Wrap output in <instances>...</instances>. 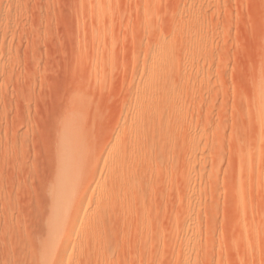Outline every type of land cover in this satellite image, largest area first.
I'll return each mask as SVG.
<instances>
[{
	"label": "rangeland",
	"instance_id": "obj_1",
	"mask_svg": "<svg viewBox=\"0 0 264 264\" xmlns=\"http://www.w3.org/2000/svg\"><path fill=\"white\" fill-rule=\"evenodd\" d=\"M82 261L264 264V0H0V264Z\"/></svg>",
	"mask_w": 264,
	"mask_h": 264
},
{
	"label": "bare ground",
	"instance_id": "obj_2",
	"mask_svg": "<svg viewBox=\"0 0 264 264\" xmlns=\"http://www.w3.org/2000/svg\"><path fill=\"white\" fill-rule=\"evenodd\" d=\"M101 129H102V128H101ZM153 138H154V137H153ZM192 141H193V138H192V137H189V139H188L187 142H188V143H191ZM153 143H154V142H153ZM188 143H187V144H188ZM95 157H96V159H97V156H96V155H95ZM116 158H117V157H116ZM119 158H120V157H119ZM99 160H100V159H98V161H99ZM118 161H119V160H118ZM91 162H92V161H91ZM91 164H92V163H91ZM117 165H118V164H117ZM129 165H130V164H129ZM93 166H94V165H93ZM126 166H127V168H128V165H126ZM85 167H86V166H85ZM130 167H131V166H130ZM108 173H109V172H108ZM110 174H111V173H110ZM128 175H129V174H128ZM119 177H120V176H119ZM128 177H129V176H128ZM168 177H169V176H168ZM108 178H110V176H109ZM130 178H131V177H130ZM130 178H129V180H130ZM132 178H133V177H132ZM132 178H131V180H132ZM124 179H125V178H124ZM134 179H135V178H133V181H135ZM109 180H110V179H109ZM111 180H112V178H111ZM133 181H132V182H133ZM111 182H112V181H111ZM127 182H128V181H127ZM109 183H110V181H109ZM129 183H130V182H129ZM166 183H167V182H166ZM72 184H73V183H72ZM110 184H111V183H110ZM113 185H114V180H113ZM119 185H120V184H119ZM129 185L131 186V185H133V184L131 183V184H129ZM73 186H74V185H73ZM116 186H118V185L116 184ZM116 186H113V187H114V190H115ZM102 187H103V186H102ZM118 188H119V187H118ZM118 188H117V189H118ZM123 188H124V186H123ZM120 190H121V189H120ZM120 190H119V191H120ZM123 190H125V189H123ZM129 191H131V189H130ZM134 191H135V190H134ZM120 192L122 193V191H120ZM101 193H102V192H101ZM103 193H104V192H103ZM115 193H116V192H115ZM117 193H118V192H117ZM123 193H125V192H123ZM126 193H127V192H126ZM126 193H125L124 195H126ZM129 194H130V193H129ZM120 195H121V194H120ZM130 195H131V194H130ZM135 195H136V194H135ZM115 196H116V195H115ZM105 197H106V196H105ZM119 197H120V196H119ZM119 197H118V198H119ZM132 197H133V195H132ZM102 198H103V197H102ZM107 198H108V197H107ZM116 198H117V197H116ZM124 198H125V197H124ZM102 200H103V199H102ZM119 200H121V199H119ZM125 200H126V199H125ZM125 200H124V201H125ZM142 200H143V199H142ZM107 201H108V200H107ZM127 201H128V200H127ZM127 201H125V202L127 203ZM100 202H101V201H100ZM117 202H118V201H117ZM121 203H122V201L120 202V204H121ZM140 203H141V202H140ZM124 204H125V203H124ZM129 204H130V202H129ZM75 205H76V204H75ZM134 205H135V204H134ZM118 206H120V205H118ZM125 206H128V205L126 204ZM113 207H114V206H113ZM129 207H131V205H130ZM108 208L110 209V207H108ZM117 208H119V207H117ZM127 208H128V207H127ZM78 209H79V208H78ZM119 209H120V208H119ZM125 209H126V208H125ZM128 209H129V208H128ZM128 209H127V210H128ZM76 210H77V209H76ZM101 211H102V210H101ZM101 211H100V212H101ZM107 211H108V210H106V212H107ZM128 211H129V210H128ZM128 211H127V212H128ZM98 212H99V211H98ZM100 212H99L98 215H100ZM106 212H105V213H106ZM108 212L110 213V211H108ZM115 212H116V211H115ZM105 213H104V214H105ZM96 214H97V213H96ZM142 214H143V212H142ZM113 215H114V214H113ZM119 215H120V214H119ZM121 215H122V214H121ZM125 215H126V214H125ZM73 216H74V215H73ZM100 216H101V215H100ZM120 217H121V216H120ZM97 218H98L97 220L99 221V217H97ZM76 219H77L76 216L70 218V220H69V222H68V224H67L66 237H68V236L71 234V231L74 230V227H76V225H75V224H76V223H75V222H76ZM103 219H104V218H103ZM125 219H126V218H125ZM95 220H96V219H95ZM120 220H121V218H120ZM102 222H104V221H102ZM62 224H63V223H62ZM143 224H144V223H143ZM147 224H148V223H147ZM147 224H146V225H147ZM144 225H145V224H144ZM96 226H97V225H96ZM108 226H109V225H108ZM111 226H112V225H111ZM125 226H126V225H125ZM60 227H61V226H60ZM79 227H80V226H79ZM84 227H85V226H84ZM100 227H102V226H100ZM106 227H107V226H106ZM145 227H146V226H145ZM81 228L83 229L82 226H81ZM102 228H103V227H102ZM104 228H105V227H104ZM104 228H103V229H104ZM108 228H109V227H107V229H108ZM126 228H127V227H126ZM143 228H144V227H143ZM79 229H80V228H79ZM97 229H98V228H97ZM100 229H101V228H100ZM100 229H99V230H100ZM113 229H114V228H113ZM86 230H87V229H86ZM94 230L96 231V229H94ZM101 230H102V229H101ZM101 230H100V232H98V231H97V232L103 234V231H101ZM109 230L111 231V229H109ZM109 230H108V231H109ZM121 230H122V229H121ZM88 231H89V230H88ZM104 231H105V230H104ZM97 232H96V234H97ZM105 232H106V231H105ZM82 233H83V231H82ZM82 233H81V234H82ZM92 233H93V231H92ZM107 233H108V232H107ZM107 233H106V235H107ZM17 234H18V233H17ZM84 234H85V233H84ZM93 234H94V233H93ZM96 234H95V235H96ZM110 234H111V233H110ZM110 234L106 236V239L108 240L107 243H108L110 240H112ZM79 235H80V234H79ZM88 235H90V233H89ZM100 235H101V234H100ZM17 236H18V235H17ZM77 236H78V235H76V237H77ZM90 236H92V234H91ZM103 236H104V235H101L100 237H103ZM18 237H19V236H18ZM79 237H80V236H79ZM79 237H78V238H79ZM82 237H83V235H82ZM87 237H88V238H87ZM92 237H93V236H92ZM96 237H97V235H96ZM98 237H99V236H98ZM104 237H105V236H104ZM70 238H71V237H70ZM70 238H69V239H70ZM73 238H75V237H72V239H73ZM83 238H84V237H83ZM86 238L92 240V238L89 237V236H87V235H86ZM93 239H94V238H93ZM95 239H96V238H95ZM97 239H98V238H97ZM101 239H102V238H101ZM17 240H18V238H17ZM66 240H67V239H66ZM75 240H76V239H75ZM90 240H87V242L89 243ZM120 240H121V239H120ZM93 241H94V240H92L91 243H92ZM97 241H98V240H97ZM103 241H104V240H103ZM66 242L68 243L69 240L66 241ZM66 242H65V240H64V243H66ZM73 242H75V241H73ZM110 242H112V241H110ZM39 243H40V242H39ZM39 243H38V244H39ZM75 243H76V242H75ZM75 243H74V244H75ZM120 243H121V242H120ZM92 244H93V243H92ZM92 244L89 245V249L92 248V247H90V246H92ZM97 244H98V243H97ZM104 244H105V243H104ZM67 245H68V244H67ZM99 245H100V243H99ZM105 245H106V244H105ZM108 245H110V244H108ZM108 245H107V247H108ZM85 246H86V245H85ZM94 246H95V242H94ZM110 246H111V245H110ZM69 247H70V246H69ZM69 247H65V248H64L65 252L68 251V248H69ZM87 247H88V245H87ZM96 247H97V245H96ZM98 247H99V246H98ZM107 247H106V248H107ZM113 247H114V246H113ZM125 247H126V246H125ZM26 248H27V247H26ZM80 248H81V247H80ZM80 248H79V249L75 248V249H77V250L79 251V254H80V255H83L82 252H83L84 250H81ZM84 248H85V247H84ZM93 248H94V247H93ZM104 248H105V246H104ZM104 248H103V249H104ZM106 248H105V249H106ZM32 249H33V248H32ZM10 250H11V249H10ZM69 250H70V249H69ZM85 250H86V249H85ZM95 250H96V249H95ZM72 251L76 252V250H72ZM80 251H81V252H80ZM90 251H91V250H90ZM92 251H93V250H92ZM106 251H107V250H106ZM29 252H30V251H29ZM88 252H89V251H88ZM88 252H87V253H88ZM107 253H108V252H107ZM12 254H13V253H12ZM96 254H98V253H96ZM101 254H102V253H101ZM105 254H106V252H105ZM102 255H103V254H102ZM111 255H112V254H111ZM94 256L97 257L96 255H94ZM98 256H99V255H98ZM104 256H105V255H104ZM106 256H107V254H106ZM109 256H110V254H109ZM32 257H33V256H32ZM78 257H79V256H78ZM80 257H81V256H80ZM83 257H84V255H83ZM88 257H89V256H88ZM95 257H94V258H95ZM100 257H101V256H100ZM110 257H111V256H110ZM94 258H92V260H93ZM29 259H30V258H29ZM82 259H83V258H82ZM87 259H88V258H87ZM101 259H102V258H101ZM110 259H111V258H110ZM110 259H109V260H110ZM83 261H84V260H83ZM83 261H82V264H83ZM100 261H102V260H100ZM84 262H86V259H85ZM116 262H117V261H116ZM28 263H29V262H28ZM30 263H31V262H30ZM80 263H81V262H80ZM80 263H79V264H80ZM108 263H109V262H108ZM103 264H104V263H103ZM116 264H117V263H116Z\"/></svg>",
	"mask_w": 264,
	"mask_h": 264
}]
</instances>
